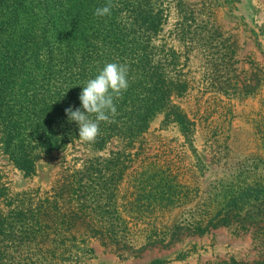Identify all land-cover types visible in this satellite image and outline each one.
<instances>
[{"label": "trees", "instance_id": "16d2710c", "mask_svg": "<svg viewBox=\"0 0 264 264\" xmlns=\"http://www.w3.org/2000/svg\"><path fill=\"white\" fill-rule=\"evenodd\" d=\"M108 2L0 0L1 155L32 179L38 163L53 153L77 142L87 152L78 167L61 168L46 191L12 192L0 172V264H85L92 241L122 260L137 259L149 249H169L220 228L249 235L256 257L204 264H264V158L252 155L231 167L230 176L210 183L211 194L191 207L196 197L177 175L147 163L148 157L128 172L143 156L144 136L159 117L161 128L174 127L201 162L194 124L174 103L186 95L190 80L181 53L164 34L172 11L177 22L169 35L188 40L196 30L186 21L194 22L195 11L182 0H111V15L95 16ZM198 29L204 51L218 47L214 25L205 21ZM113 62L128 67L129 87L115 101L114 122H101L95 142L84 143L65 109L83 111L79 96L86 81ZM250 67L246 97L262 84L260 72ZM232 91L243 94L235 86ZM113 141L117 150L101 156ZM174 210L179 215L168 224ZM187 256L177 254L174 261Z\"/></svg>", "mask_w": 264, "mask_h": 264}, {"label": "rangeland", "instance_id": "374dc122", "mask_svg": "<svg viewBox=\"0 0 264 264\" xmlns=\"http://www.w3.org/2000/svg\"><path fill=\"white\" fill-rule=\"evenodd\" d=\"M182 2L195 11L194 22L184 21L192 24L191 31L196 32L190 33L186 41H178L170 36L177 22L171 11L164 34L169 44L181 53L183 70L190 80L186 95L174 100V103L194 124L193 145L201 162L199 165L196 163L174 127L161 128L162 118L159 117L144 136L140 147L143 156L133 162L128 172L137 171L142 166L143 158L148 157L145 160L147 163L177 175L178 184L187 187L191 196L196 197L189 205L191 207L211 194L210 183L230 176L231 167L252 155L264 158V37L261 33L264 28V0ZM205 21L217 28L220 39L216 42L218 47L204 51L200 47L204 34L198 26ZM224 53L226 56L223 60L221 55ZM252 64L260 72L262 84L255 96L246 97V83ZM233 86L243 94L233 93ZM116 145V141H113L100 155L106 156L110 150L116 151ZM86 155L82 144L77 142L39 162L36 175L32 179H25L0 153V172L12 192L46 191L57 179L61 168L78 167ZM75 159H78L77 164H74ZM178 215L179 211L174 210L167 216L168 224ZM90 248L93 250L92 256L85 260V264H149L157 259L170 261L169 264H204L229 258L246 262L256 257L249 235L236 237L224 228L202 237L183 238L169 249H149L137 259L122 260L96 241L90 243ZM180 253L188 254L187 258L175 262L176 255Z\"/></svg>", "mask_w": 264, "mask_h": 264}, {"label": "clouds", "instance_id": "9594fccd", "mask_svg": "<svg viewBox=\"0 0 264 264\" xmlns=\"http://www.w3.org/2000/svg\"><path fill=\"white\" fill-rule=\"evenodd\" d=\"M112 3L95 9L97 17L110 16ZM128 67L119 63H107L98 74L86 81L79 96L83 111L72 107L65 109L70 122L79 126V139L84 143H93L100 133L101 122H114L117 115L115 101L128 89ZM94 117V119L92 118Z\"/></svg>", "mask_w": 264, "mask_h": 264}]
</instances>
